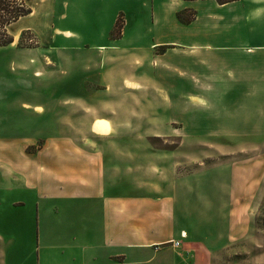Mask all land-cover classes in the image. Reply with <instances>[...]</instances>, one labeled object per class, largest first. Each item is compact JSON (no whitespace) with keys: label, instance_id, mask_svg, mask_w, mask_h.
Instances as JSON below:
<instances>
[{"label":"crops","instance_id":"obj_1","mask_svg":"<svg viewBox=\"0 0 264 264\" xmlns=\"http://www.w3.org/2000/svg\"><path fill=\"white\" fill-rule=\"evenodd\" d=\"M50 6V49L74 52L72 61L77 65L69 79L99 83V91L107 95L158 96L164 117L169 112L164 96H230L229 102L231 96H241V104L230 108L241 111L242 118L227 124L226 134H219L224 129L218 125H194L191 131L196 133L188 134L189 125L180 114L176 129L182 133L180 141L264 140V0L221 6L212 0H50ZM182 10H193L194 21L180 24L176 13ZM118 18L121 32L112 39ZM32 31L36 38L42 34L32 21L20 30ZM13 35L16 40L19 32ZM78 63L83 64L82 71ZM211 105L205 101L182 107L184 112L192 106L198 107L196 112H206ZM117 107L90 114L83 135L30 141L44 145L27 155L25 176L20 179L21 173L10 171L0 185V264H189L191 252L208 247L189 241L198 246L185 249L178 240L183 235L179 208L195 200L201 173L208 167L197 165L185 176L175 171L173 181L168 180L171 155L143 145L147 135H159L123 134L135 124L119 123L123 109ZM157 112L142 115L138 110L131 120L140 121L136 126L146 131L162 128L167 135L172 126ZM97 117L107 118L103 134L92 130ZM201 128L204 133H197ZM125 175L141 179L124 182ZM233 185L226 182L222 189ZM226 205H233L230 199ZM184 235L196 240L220 238ZM174 241L181 247L174 248Z\"/></svg>","mask_w":264,"mask_h":264},{"label":"rangeland","instance_id":"obj_2","mask_svg":"<svg viewBox=\"0 0 264 264\" xmlns=\"http://www.w3.org/2000/svg\"><path fill=\"white\" fill-rule=\"evenodd\" d=\"M34 1L27 3L28 10L30 13L33 11V14L7 28L13 41V33L19 32L15 44L0 48V185L10 171L21 173L20 179L25 176L29 166L27 155L44 145L42 142L31 143L32 139L52 135H83L88 130L86 118L90 114H105L118 105V109H123L118 122L131 121L132 125L135 124V127L127 126L123 134L147 132L159 135H147L143 145L147 146L144 147L147 150L171 155V167L166 172H171L167 176L168 180L173 181L175 171L185 176L197 165L208 167V171L201 173L204 175L200 176L202 181L197 184L200 190L195 192V200L179 208L178 225L183 235L178 240L182 241L183 248L195 249L198 246V243L195 245L189 241H198L199 245L206 243L208 246L200 252H191L193 256L189 264H264V140L245 142L241 137H219L183 143L179 139L182 133L176 131L182 114L190 126L187 128L188 134L196 133L191 131L194 125L203 128L218 125V128L224 129L219 134H226L227 124H234L242 118L241 111L230 108L231 104H241V96H231L230 102V96H164L169 105V112L164 117L158 108L161 103L158 96L107 95L99 91V83H91L82 77L69 79L72 68L77 65L72 61L74 52L61 48L50 49V0ZM30 6H33V10ZM188 11L183 15L186 19L195 14L193 10ZM31 21L34 28L42 30V34L36 38L33 31V34L26 32L21 45L17 46L22 34L20 30ZM121 27L122 21L118 18L110 37L117 38ZM75 54L83 56L79 51ZM87 61L92 65L89 55ZM78 65L82 71L83 64ZM98 82L101 83V79ZM83 86H86L85 93H82ZM205 101L212 104L206 112L194 111L197 106L189 107L184 112L182 107L184 104L203 105ZM138 110L142 115H146L148 110H158V118L171 124V132L164 135L162 128L152 132L151 129L146 131L145 128L137 127L140 121L131 120V116ZM107 128V118L97 117L92 130L103 134ZM201 130L197 133H204ZM168 135L171 138H164ZM123 145L128 148L130 144L124 142ZM62 146L65 150L66 143ZM14 172L11 175L16 177ZM184 176L180 177L192 183L191 179ZM126 179L134 183V179L141 177L125 175L124 182ZM229 181L234 184L233 188L223 190L222 187ZM229 199L233 204L231 207L226 205ZM210 200H213V205L209 203ZM231 212L232 215H229ZM184 234L219 235L220 238L196 240L186 238Z\"/></svg>","mask_w":264,"mask_h":264},{"label":"trees","instance_id":"obj_3","mask_svg":"<svg viewBox=\"0 0 264 264\" xmlns=\"http://www.w3.org/2000/svg\"><path fill=\"white\" fill-rule=\"evenodd\" d=\"M33 0H0V48H4L12 44V38L7 33V28L13 23L17 22L20 18L26 17L30 14L27 3ZM36 1V0H35ZM183 1H197V0H183ZM205 1V0H201ZM218 5H226L238 0H212ZM31 8V7H30ZM188 10H183L177 13L176 18L182 25L190 24L195 18V14H192L190 18L186 19L183 15L187 14ZM116 24V28H117ZM119 29V27L117 28ZM26 32H22L18 41V46L21 45L23 35ZM111 36V35H110ZM115 39V38H112Z\"/></svg>","mask_w":264,"mask_h":264},{"label":"built area","instance_id":"obj_4","mask_svg":"<svg viewBox=\"0 0 264 264\" xmlns=\"http://www.w3.org/2000/svg\"><path fill=\"white\" fill-rule=\"evenodd\" d=\"M179 245H180V243H179V242H174V243H172V246H173L174 248H177V247H179Z\"/></svg>","mask_w":264,"mask_h":264}]
</instances>
